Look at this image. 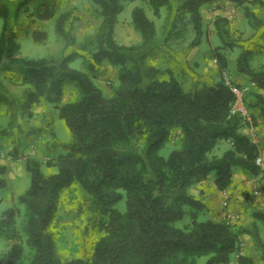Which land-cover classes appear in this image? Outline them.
Listing matches in <instances>:
<instances>
[{
    "label": "trees",
    "instance_id": "16d2710c",
    "mask_svg": "<svg viewBox=\"0 0 264 264\" xmlns=\"http://www.w3.org/2000/svg\"><path fill=\"white\" fill-rule=\"evenodd\" d=\"M91 1L101 22L95 39L82 47L89 63L87 70H80L70 66L74 55L60 59L20 57L8 0H0V69L14 70L29 86L20 101L16 99L17 107L30 109L41 101L58 103L69 85L77 91L74 100L60 107L59 116L70 139L63 144L65 152L50 162L55 171L44 172L35 158L25 160L30 184L19 196V203L24 207L23 233L29 252L16 228L17 209L9 208L0 217V235L13 243L7 251H0V264H199L204 256L208 257L206 264H230L232 255L241 250L244 234L252 235L255 245L263 248L255 230L234 222L236 219L228 223L223 208L221 219L213 218L203 191L198 196L192 193L212 174L216 188L224 192L232 186L236 169L255 177L264 174L256 164L261 147L251 141L241 117L231 114L235 96L224 79L189 90L173 72L160 79L159 70L146 61L145 48L156 40V27L144 9L132 10L133 25L143 43L127 46L116 42L115 26L125 3L132 0ZM215 1L151 3L157 13L167 7L189 14L195 32L190 46L195 47L203 36L202 7ZM227 1L243 7L264 50V19L253 11L251 1ZM36 12L42 20L56 17L60 35L73 44L67 30L69 12L57 16L56 3L47 0H37ZM225 23L226 19L216 21L222 38L229 36ZM45 36L44 31L34 33L37 41ZM250 53L244 49L236 66L250 76L249 83H255L245 102L256 126L259 118L264 120V67L253 68ZM216 57L224 72L226 56L217 52ZM107 62L120 68L111 96H106L94 79ZM174 132L180 145L165 157L161 150ZM221 141L228 142L230 148L221 156L214 155ZM71 186L83 191L80 208L101 224L104 233L89 256L63 259L57 253L52 226L63 191ZM123 199L125 208H116ZM246 209L255 220L264 222V205L246 204ZM185 216L188 220L178 226ZM252 262L247 255L238 257V264Z\"/></svg>",
    "mask_w": 264,
    "mask_h": 264
},
{
    "label": "rangeland",
    "instance_id": "374dc122",
    "mask_svg": "<svg viewBox=\"0 0 264 264\" xmlns=\"http://www.w3.org/2000/svg\"><path fill=\"white\" fill-rule=\"evenodd\" d=\"M21 1V2H20ZM249 5L258 17L264 19V0H250ZM18 2L21 5H18ZM37 0H8L11 21L17 32L20 44L19 56L23 58H55L74 55L70 66L87 70L89 61L83 45L90 44L96 37L101 18L97 6L91 0H47L56 3L57 16L69 12L70 25L67 28L74 38L73 44H68L57 29L56 17L42 20L36 12ZM177 4L174 2V7ZM135 7L144 9L146 15L156 27V40L146 48L147 64L158 69V77L166 79L173 72L186 90L201 88L224 78L226 72L232 81L238 85L249 83L250 76L237 70V59L244 49L251 53L250 63L253 68L264 67V50L257 32L244 16L243 7L227 0H218L202 7L203 36L199 45L191 47L195 37L193 23L189 14L178 12L167 7L155 11L151 0H132L125 3L124 10L118 15L115 26V40L118 44L137 46L143 43L141 34L132 22V10ZM226 19L224 24L228 38L219 34L216 21ZM3 20L0 19V31ZM36 31H44L46 36L42 41L34 38ZM231 43L233 45H231ZM224 54L228 61L227 69L222 72L216 53ZM120 68L105 63L103 71L95 74V82L103 89L106 96L113 94L118 81ZM92 75L94 73H91ZM0 217L9 208L17 209L16 228L22 236V243L29 252L26 236L23 233L24 207L19 203L22 195L30 184V175L25 169V160L32 157L41 162V168L46 173L55 171L50 167L59 154L65 152L63 147L70 139V133L65 121L60 118V107L75 99L77 91L73 85L65 88L58 103L41 101L30 109H19L16 105L21 95L29 88L22 82L21 76L12 71L0 69ZM257 134L260 147L264 154V120L257 121ZM180 145L177 132H174L170 142L161 150V155L167 157ZM230 148V144L221 141L214 150V155L221 156ZM264 169V165L261 166ZM215 174H212L203 184H198L192 193L200 195L207 201H213L211 208L214 217L222 203L228 198L229 208L232 204L240 207L238 220H243V226L257 232L263 243L258 248L252 235L244 234L241 239V250L232 255L230 264H235L241 252L253 259L251 264H264V222L255 220L246 204L255 205L264 201V174L251 176L240 169L234 172V180L227 194L215 186ZM203 185V187H202ZM213 190V191H212ZM84 193L77 186H71L63 191L62 201L57 218L52 226L58 255L63 259L89 256L95 243L101 238L104 229L97 221L91 219L80 208ZM209 199V200H208ZM125 199L115 207L123 210ZM259 202V203H260ZM208 216L211 215L207 212ZM188 217L178 222L182 226ZM255 227V228H254ZM12 240L0 235V251H7ZM208 257L199 259V264H206Z\"/></svg>",
    "mask_w": 264,
    "mask_h": 264
},
{
    "label": "built area",
    "instance_id": "2783aa9c",
    "mask_svg": "<svg viewBox=\"0 0 264 264\" xmlns=\"http://www.w3.org/2000/svg\"><path fill=\"white\" fill-rule=\"evenodd\" d=\"M223 75H224L223 79H224L225 84L229 87V89L235 96V100L231 107V114L239 115L241 117L243 125H244V130L249 135L251 141L255 145L260 146V138L257 134V127L253 124L251 112L248 109L246 102H245L246 94L249 92V90L252 87L255 86V83L251 82V83H245L242 85H238L232 81V79L229 77V75L226 72H224ZM256 164L259 166L264 165V154L261 149H260L259 155L256 158ZM222 208L224 210V219L228 223L233 222L236 219V215L229 208L228 198H226L223 201Z\"/></svg>",
    "mask_w": 264,
    "mask_h": 264
},
{
    "label": "crops",
    "instance_id": "0c3cea01",
    "mask_svg": "<svg viewBox=\"0 0 264 264\" xmlns=\"http://www.w3.org/2000/svg\"><path fill=\"white\" fill-rule=\"evenodd\" d=\"M205 182V181H204ZM200 184H203V182L202 183H200ZM202 187H203V185H202ZM213 191V190H212ZM229 191V190H228ZM228 191H221V192H224L225 194H227L228 193ZM209 200V199H208ZM211 202H212V204H213V201H208V203L210 204V205H212L211 204ZM260 202V201H259ZM258 202V204H256L258 207H262L263 205H264V201H262V202H260L259 203ZM235 204V203H234ZM234 204H232V208H233V213L236 215V220L234 221V222H236V223H239V224H243V220L241 219V220H238V215L237 214H240L241 213V210H243V208L241 209L240 207H238V206H236V205H234ZM221 211H220V209L218 210V212L216 213V216H215V219H217V220H220L221 219ZM241 254H243V255H246V253L245 252H241ZM235 264H238V261L237 262H235Z\"/></svg>",
    "mask_w": 264,
    "mask_h": 264
}]
</instances>
